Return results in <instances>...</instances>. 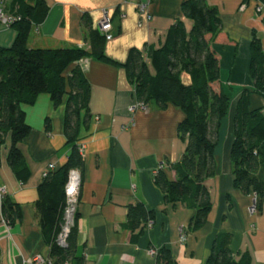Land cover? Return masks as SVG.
Here are the masks:
<instances>
[{"label":"crops","instance_id":"1","mask_svg":"<svg viewBox=\"0 0 264 264\" xmlns=\"http://www.w3.org/2000/svg\"><path fill=\"white\" fill-rule=\"evenodd\" d=\"M206 1L218 11L222 25L213 48L220 61L219 86L230 97L231 108L219 134L215 175L206 181L213 208L198 231L189 229L195 211L182 204H166L165 194L155 183L161 166L170 179L177 178L173 167L182 161L187 148L179 135L184 114L174 106L162 110L155 102L147 104V111L131 113L138 98L124 67L131 50L146 54L150 47L160 48L178 21L188 33L192 30L193 23L183 13L185 0H45L47 17L32 27L30 49L92 51V33L98 31L104 13L113 19L115 37L105 44V55L114 64L87 58L74 65L85 72L91 87L89 112L81 113L77 142L85 146L77 206L83 264H156L150 250L162 247L172 250L178 264H207L217 239L226 235L238 259L248 254L251 264H264V199L259 202L255 194L235 187L231 160L236 104L244 90L255 87L251 76L255 38L264 54V8L258 12L255 0ZM24 4L35 7L37 0H7L6 12L16 17ZM142 4L148 6L151 21L141 13ZM17 35L14 28L0 23V49L11 48ZM181 78L185 85L191 84L187 73ZM262 108L264 99L252 95L251 109ZM23 110L32 128L19 145L31 172L27 183L17 179L10 165L11 135L0 138V190H5V196L0 195V264H31L36 256L54 264L36 203L49 165L58 170L73 150L66 136V100L56 107L43 94ZM5 197L20 211L11 224L3 214ZM255 199L260 211L251 217L249 207ZM139 204L155 211L156 221L148 223L145 233L134 241L138 231L127 228L129 209Z\"/></svg>","mask_w":264,"mask_h":264},{"label":"trees","instance_id":"2","mask_svg":"<svg viewBox=\"0 0 264 264\" xmlns=\"http://www.w3.org/2000/svg\"><path fill=\"white\" fill-rule=\"evenodd\" d=\"M184 16L193 23L188 33L182 21L168 31L160 48L150 47L146 54L131 50L124 67L140 102H155L160 109L179 108L184 119L179 125V135L187 141L182 161L173 167L177 178L170 179L161 169L155 183L165 194V203L182 204L195 211L190 222L191 231L200 230L207 222L213 208L206 181L216 172L215 152L223 121L231 108V99L220 83V61L213 45L222 32L218 11L206 0H185ZM19 19L11 27L17 38L9 49H0V138L11 135L9 162L22 183L31 177L19 145L30 135L32 128L26 122L23 106L34 105L40 95H49L56 107L66 100V136L73 150L58 170L49 172L38 189L36 203L45 243L50 247L54 264H83L78 251V215L70 227L65 245L60 237L66 224V185L70 173L81 172L84 157L77 144L81 113L89 112L91 87L85 72L74 65L92 58L114 64L105 55V36L98 30L92 33L93 50L67 48L56 50L30 49V32L41 25L48 14L45 0H37L35 7L21 5ZM85 23L90 27L88 19ZM251 76L255 87L244 90L234 117V141L231 150L234 184L244 194H255L259 202L264 199V108L252 110L251 97L264 99V54L260 41L251 45ZM74 66V67H73ZM187 73L191 84L185 85L181 75ZM90 115L87 114L85 122ZM3 214L8 223L20 217V211L10 199L2 202ZM260 211V210H259ZM156 221L155 211L139 204L129 209L127 228L137 241L145 233L148 223ZM231 238L217 239L207 264H251L248 254L239 259L230 249ZM156 264H178L168 247L154 249Z\"/></svg>","mask_w":264,"mask_h":264},{"label":"built area","instance_id":"3","mask_svg":"<svg viewBox=\"0 0 264 264\" xmlns=\"http://www.w3.org/2000/svg\"><path fill=\"white\" fill-rule=\"evenodd\" d=\"M7 0H0V23L7 27H11V25L18 20V17H15L13 15H10L6 12L5 4ZM257 2V11L262 12L264 5L262 4L261 0H255ZM140 11L141 13L145 14L146 20L151 21L152 16L149 14L148 6L147 5H140ZM98 30L105 36L106 41H112L114 39V27H113V19L109 15L108 12H105L103 15V18L99 22ZM137 110L147 111L148 107L145 103L140 102L139 100L130 107V112L134 113ZM80 153L83 155V152L85 150L84 145L79 146ZM161 169H164L163 166H161ZM55 170L54 165H49L47 172L45 173L44 177L46 175ZM158 170V171H159ZM158 173V172H157ZM80 189H81V175L79 171H72L70 173L69 182L66 185V196H67V209L65 212V220L66 224L63 230V234L60 237V244L65 245L67 235L70 231V227L74 224L75 215L77 214V206H78V199L80 195ZM0 195L3 197L5 196V190H0ZM249 214L251 217H256L259 214V204L257 199L254 200L253 204L249 207ZM6 223V222H5ZM184 239V238H182ZM150 255L154 258L157 255L156 250L152 249L150 250ZM31 264H53L51 260H47L43 258L42 256H36L32 259L30 262Z\"/></svg>","mask_w":264,"mask_h":264}]
</instances>
